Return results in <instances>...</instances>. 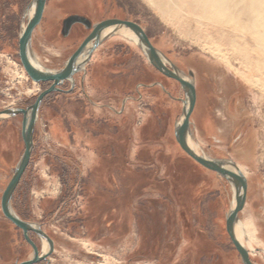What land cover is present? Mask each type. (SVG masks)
<instances>
[{
	"label": "rangeland",
	"instance_id": "1",
	"mask_svg": "<svg viewBox=\"0 0 264 264\" xmlns=\"http://www.w3.org/2000/svg\"><path fill=\"white\" fill-rule=\"evenodd\" d=\"M31 2L0 0V109L32 104L47 85L21 73L18 38ZM74 14L92 25L108 18L138 23L193 82L189 138L200 153L244 174L237 219L254 227L258 243L247 250L264 264V90L251 84L258 75L231 46L233 33L221 34L187 9L175 15L157 0H46L30 41L43 67L61 69L89 34L78 23L61 33ZM70 84L71 92L44 98L11 198L16 215L53 240L48 260L36 264H242L225 230L231 184L174 138L185 99L179 83L157 71L136 43L114 35L63 87ZM20 131L21 116L0 119V198L24 149ZM29 236L40 249L41 238ZM31 253L0 208V264Z\"/></svg>",
	"mask_w": 264,
	"mask_h": 264
},
{
	"label": "water",
	"instance_id": "2",
	"mask_svg": "<svg viewBox=\"0 0 264 264\" xmlns=\"http://www.w3.org/2000/svg\"><path fill=\"white\" fill-rule=\"evenodd\" d=\"M45 1L46 0H32L31 2V4L34 3V10L32 16L27 20L19 35L18 56L26 74L33 82L52 83L48 88L42 90L36 96L34 102L26 108L9 107L0 110V119L12 117L17 114L22 115L20 134L24 149L0 198V208L3 216L15 227L21 229L24 239L32 248V254L28 259L15 264H36L41 261H46L53 252V240L41 229V227L36 223L19 218L11 208L12 194L29 163L33 148V131L41 101L43 97L50 92L58 91L59 88L57 85L62 83L65 79L72 81L73 75L83 69L84 65L89 61L92 52L101 42L113 36L119 29H126L133 32L139 42L140 48L145 51V56L149 63L164 76L177 81L183 89L185 99L182 100V113L174 128V138L179 147L189 157L206 169L214 171L219 176L226 179L233 187L234 201L225 218V230L234 249L240 257L241 263L255 264L250 260L247 249L241 244L235 234V224L238 220L237 215L243 208L246 198L247 181L244 174L234 166L229 167V165L225 163L226 160H217L201 156L191 149L187 142L189 137L190 115L196 100L193 82L151 43L146 32L138 23L124 19L108 18L92 25L89 19L78 14L70 15L63 20L61 33L66 36L71 26L79 23L85 28L90 29L89 34L67 58L61 69L56 71L38 69L29 59L30 41L34 28L41 20ZM106 29L111 31L103 35V31ZM232 164L234 163L232 162ZM28 231H32L40 237L41 240L45 241L46 251L44 253L38 250L35 243L28 236Z\"/></svg>",
	"mask_w": 264,
	"mask_h": 264
},
{
	"label": "bare ground",
	"instance_id": "3",
	"mask_svg": "<svg viewBox=\"0 0 264 264\" xmlns=\"http://www.w3.org/2000/svg\"><path fill=\"white\" fill-rule=\"evenodd\" d=\"M157 2L159 6L167 8L169 11L174 12L175 15H178L181 9H187L197 18L208 20L213 26L220 27L222 30L221 34L226 29L231 31L233 33V38L230 42L231 46L248 59H245L246 64L252 65L254 72L258 75L256 80L250 81L251 84L264 90V0H157ZM33 10L34 3L28 8V19L32 16ZM110 31L109 29L104 30L103 35ZM114 35L129 39L139 46L136 36L129 30L119 29ZM247 39H250L251 44L246 49H243ZM142 51L145 54L143 49ZM250 52L255 54L254 62L249 58ZM29 59L38 69L53 71L43 67L31 52H29ZM24 71V68H21L22 75H25ZM190 138L188 137L187 142L191 149L208 158L200 153L197 145ZM225 163L229 167L234 166L240 171L239 167L232 164V162L225 161ZM235 234L246 249H252L255 246L254 244L258 243L254 227L249 221L241 222L238 219L235 224ZM41 241L40 251L44 253L46 251V243L44 240Z\"/></svg>",
	"mask_w": 264,
	"mask_h": 264
},
{
	"label": "flooded vegetation",
	"instance_id": "4",
	"mask_svg": "<svg viewBox=\"0 0 264 264\" xmlns=\"http://www.w3.org/2000/svg\"><path fill=\"white\" fill-rule=\"evenodd\" d=\"M45 3H46V1H45ZM44 8H45V6H44ZM44 11V10H43ZM42 15H43V13H42ZM79 24V23H78ZM72 27V26H71ZM93 53V52H92ZM92 55V54H91ZM90 58H91V56H90ZM76 74V73H75ZM74 74V75H75ZM74 75H73V77H74ZM66 81H70V82H72L71 80H69V79H65L62 83H60V84H58L57 85V87L59 88V90L58 91H53V92H50L49 94H51V93H57V94H66V93H69V92H71L72 91V89L74 88V85H69V87L68 88H64L63 87V84H64V82H66ZM35 83H46L47 85H46V87L44 88V89H46V88H48L50 85H51V83L52 82H35ZM195 86V85H194ZM43 89V90H44ZM49 94H47V95H49ZM46 95V96H47ZM46 96H44L43 97V99H42V101H41V104H42V102H43V100H44V98L46 97ZM41 104H40V106H41ZM28 106V105H27ZM27 106H15V107H18V108H26ZM5 108H9V107H4L3 109H5ZM39 109H40V107H39ZM1 110V109H0ZM39 111V110H38ZM15 116H21V119H22V115L21 114H17V115H15ZM13 117V116H12ZM34 130H35V126H34ZM33 136H34V131H33ZM23 142V141H22ZM33 145H34V141H33ZM19 229V228H18ZM20 231H21V229H19ZM21 233H22V231H21ZM30 233H33L32 231H28V236H29V234ZM22 237H23V234H22ZM30 237V236H29ZM24 238V237H23ZM31 239V238H30ZM32 240V239H31ZM33 241V240H32ZM34 242V241H33ZM36 245V244H35ZM37 246V245H36ZM38 248V247H37ZM31 250H32V248H31ZM38 250H40L39 248H38ZM250 258V257H249ZM251 260V259H250ZM254 263V262H253Z\"/></svg>",
	"mask_w": 264,
	"mask_h": 264
}]
</instances>
